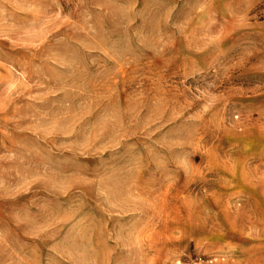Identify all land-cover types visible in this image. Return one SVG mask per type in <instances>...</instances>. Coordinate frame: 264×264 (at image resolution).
<instances>
[{
  "label": "rangeland",
  "instance_id": "obj_1",
  "mask_svg": "<svg viewBox=\"0 0 264 264\" xmlns=\"http://www.w3.org/2000/svg\"><path fill=\"white\" fill-rule=\"evenodd\" d=\"M264 264V0H0V264Z\"/></svg>",
  "mask_w": 264,
  "mask_h": 264
},
{
  "label": "built area",
  "instance_id": "obj_2",
  "mask_svg": "<svg viewBox=\"0 0 264 264\" xmlns=\"http://www.w3.org/2000/svg\"><path fill=\"white\" fill-rule=\"evenodd\" d=\"M190 264H214V261L212 258L197 256Z\"/></svg>",
  "mask_w": 264,
  "mask_h": 264
}]
</instances>
